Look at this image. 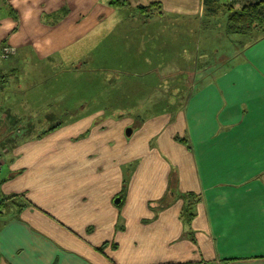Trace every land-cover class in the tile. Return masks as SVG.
Returning <instances> with one entry per match:
<instances>
[{"label":"crops","instance_id":"crops-1","mask_svg":"<svg viewBox=\"0 0 264 264\" xmlns=\"http://www.w3.org/2000/svg\"><path fill=\"white\" fill-rule=\"evenodd\" d=\"M151 1L178 22L200 15L203 5L129 0V17L108 0H0V52L3 44L13 49L7 61L0 57V75L8 77L0 102L17 107L43 81L46 64L69 68L97 49L112 70L154 63L157 74L131 73L147 85L166 79L179 61L186 79L188 55L168 64L169 22L154 29V16L144 27L134 12ZM150 48L163 55L151 58ZM244 57L218 75L195 77L198 89L173 121L163 113L132 132L121 128V114L92 109L72 118L65 105L63 126L32 139L23 136L39 114L2 106V132L11 135L9 117L23 127L5 168L0 163V195L27 206L19 212L10 201L0 216V264H264V39ZM187 194L198 200L189 228L180 217Z\"/></svg>","mask_w":264,"mask_h":264},{"label":"rangeland","instance_id":"rangeland-1","mask_svg":"<svg viewBox=\"0 0 264 264\" xmlns=\"http://www.w3.org/2000/svg\"><path fill=\"white\" fill-rule=\"evenodd\" d=\"M199 11L201 12L200 15L184 16L182 22H178L180 21L179 16L176 17L175 14L171 15L163 11L164 14L162 16L156 15L157 22L152 27L158 29L159 25H166L169 22L167 27V37L169 39L168 64L169 67H172L174 63L181 59L180 56L188 55L189 58L187 60L189 66L192 63V68L186 71L188 81L195 80L197 76L208 77L209 75H218V73L220 74L224 71V68L227 69L230 65H234L236 59L243 58L245 60V50L250 41L248 38L245 39V36L239 34L229 35L226 33V13H224L223 9L214 16L207 15L203 5L199 6ZM162 30H166V28ZM180 35L182 38L179 37ZM133 39L135 43L144 40V38ZM7 46L3 44L1 49L5 50ZM156 49L158 48L149 49L151 51V58H157L156 56L160 57L163 55L160 51H158L159 54H155L154 50ZM198 52L200 53L199 66L205 65L207 69L205 67H202L204 70L195 68L197 56H199ZM5 53L3 54L5 55ZM99 53H101V50L97 49L95 53L93 52V54L88 55V60L86 58L80 60L83 62L86 61V63L82 64L78 61L73 63L69 68L60 65L51 67L46 64L47 68L44 67L41 70V78H43V81L25 93L24 101L17 102V107H14L12 104L0 102V110L3 106L5 111H8L4 113L10 114L8 108H11L10 110L13 108L14 110L20 109L27 111L26 113L35 112L34 114H39L37 118L40 117V122L36 119L37 126H34L33 129L35 134L47 130L54 124V117L48 121L43 120V108L48 110L47 107L50 106L48 113L59 114L63 112L65 105L68 108V116L71 113L72 118L79 115L81 111H91L92 109L100 111L99 114L106 112L110 116L121 114L118 117L121 128L126 126L132 132L134 129L132 128L133 124L131 121L134 117L129 116L126 112L133 111L140 106L147 108V103L158 102L164 98H168L174 102L180 95L177 88L179 85L177 79L183 76L181 73L183 66L180 61L177 63L178 67L175 71L168 74L166 79L161 78L159 81H151V84L147 85V81L132 78L130 75L131 73H147L149 71H154L157 74L159 73V69H153L154 63L150 61L147 69L137 67L135 70H112L113 63H101V55ZM139 54L140 52L137 54V57H139ZM145 55L148 56L147 54ZM13 56L14 54L10 57ZM0 57H2V52H0ZM8 58L5 57L4 60L7 61ZM203 61L209 62L208 65L204 64ZM134 65L142 66L138 60ZM76 66L77 68L74 70L73 67ZM13 72L12 69L9 71V73ZM165 72H168V69ZM205 81L202 78L201 82L204 83ZM172 82L176 84L175 87H171ZM189 84H191L190 81ZM69 104L71 106H68ZM162 114L156 115L157 118ZM68 116L66 115V118ZM98 124L105 125V122L99 121ZM4 129L5 125L2 128V122L0 120V163L2 162V166L10 159L14 144L19 141V134L16 133L15 123H11L8 126L11 135L3 133L2 131ZM10 136L15 140L10 139Z\"/></svg>","mask_w":264,"mask_h":264},{"label":"trees","instance_id":"trees-1","mask_svg":"<svg viewBox=\"0 0 264 264\" xmlns=\"http://www.w3.org/2000/svg\"><path fill=\"white\" fill-rule=\"evenodd\" d=\"M203 7L206 12V14L210 16L216 15L221 9L224 10V13H226V27L225 31L229 35L233 34H239L242 36H245V39H249L248 46L254 45L260 40L264 39V0H203ZM242 2H244L242 4ZM239 4V7H238ZM107 5L114 8V9H129L128 16L131 15V7L129 0H108ZM162 4L158 1H151V3L148 6H138L137 9L134 10V12L137 13V15H141V17L144 19L143 26L146 27L152 18L154 16H162L164 14L163 12ZM171 14V13H168ZM172 15V14H171ZM133 22V20H130ZM2 52V50H1ZM201 66L200 69L204 70ZM76 67H73L74 70H76ZM206 68V67H205ZM17 72V71H15ZM11 76V75H10ZM130 77H132L130 75ZM134 78V76L132 77ZM189 81L191 84H189ZM186 77V79L178 78L177 82L179 85L177 86L180 95L176 98V100L173 102L168 98H164L159 100L158 102L153 103H147V108L145 107H139L136 109L137 115H134V124L132 126L133 129H136L140 127L145 120L147 119H155L157 118L156 115L166 113L169 115L170 121L174 120V115L176 112L180 109H182L191 95L193 94L194 90L197 87V85L200 84V82H195L194 79L189 80ZM8 82V77L1 76L0 75V90L3 89L4 85ZM176 84L172 82L171 87H175ZM201 86V85H200ZM170 93V92H169ZM156 116V117H155ZM53 118V123L50 128H48L45 131H40L38 134L27 132L23 137L30 136L32 139H40L44 137L47 133L53 132L56 129L60 128L64 124V114L62 113H52L50 115V119ZM56 117V118H55ZM10 123H15L16 129L17 127H23V124L20 122L22 121L19 118H11ZM25 128H28L27 125L24 126ZM34 129V128H33ZM19 134L18 132H16ZM20 136V135H19ZM175 140L177 142L183 143L188 149L191 148L190 142L188 137H175ZM5 179L0 180V185L3 184ZM124 190V189H123ZM196 196L194 194H187L184 197V205L183 210L180 214L181 220L183 221L186 228H189L193 218L196 216V213L194 212L195 204H197L198 200L195 198ZM16 199V196H5L0 195V216L4 213V211H7L9 208V202L11 201V204L18 205V211L21 212L26 206V202H22L20 199ZM113 248H117L116 245H113ZM106 249V245L103 244L101 247L98 248L100 252H104Z\"/></svg>","mask_w":264,"mask_h":264},{"label":"built area","instance_id":"built-area-1","mask_svg":"<svg viewBox=\"0 0 264 264\" xmlns=\"http://www.w3.org/2000/svg\"><path fill=\"white\" fill-rule=\"evenodd\" d=\"M4 52H6L5 55L3 54ZM10 52H13V49L11 47L7 46V48L5 50H2V57H4V58L7 57L10 54Z\"/></svg>","mask_w":264,"mask_h":264},{"label":"water","instance_id":"water-1","mask_svg":"<svg viewBox=\"0 0 264 264\" xmlns=\"http://www.w3.org/2000/svg\"><path fill=\"white\" fill-rule=\"evenodd\" d=\"M128 132H131V131L128 129ZM114 202L116 205H119L121 202V198H117Z\"/></svg>","mask_w":264,"mask_h":264}]
</instances>
